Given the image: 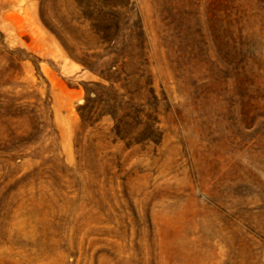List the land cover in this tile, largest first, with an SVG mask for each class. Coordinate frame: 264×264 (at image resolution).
<instances>
[{
  "label": "rangeland",
  "instance_id": "1",
  "mask_svg": "<svg viewBox=\"0 0 264 264\" xmlns=\"http://www.w3.org/2000/svg\"><path fill=\"white\" fill-rule=\"evenodd\" d=\"M0 264H264V0H0Z\"/></svg>",
  "mask_w": 264,
  "mask_h": 264
},
{
  "label": "trees",
  "instance_id": "2",
  "mask_svg": "<svg viewBox=\"0 0 264 264\" xmlns=\"http://www.w3.org/2000/svg\"><path fill=\"white\" fill-rule=\"evenodd\" d=\"M99 76L109 85L93 84L96 91L85 89L84 103L78 108L81 121L92 125L101 121L103 117H108L113 122L112 131L120 140L126 141L130 136L135 143L144 141L156 143L159 132L158 121L150 117L151 115L144 114L147 121L142 122L139 117L143 114L142 109L130 105L125 100L130 97L116 86L119 81L102 73ZM153 98L156 99V96ZM129 120L132 122L129 123ZM134 129L137 130L136 135H126Z\"/></svg>",
  "mask_w": 264,
  "mask_h": 264
}]
</instances>
